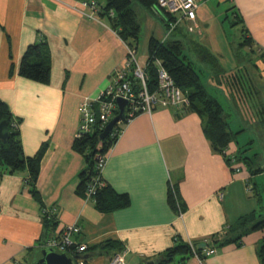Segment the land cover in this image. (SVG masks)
I'll return each mask as SVG.
<instances>
[{"label":"crops","instance_id":"obj_1","mask_svg":"<svg viewBox=\"0 0 264 264\" xmlns=\"http://www.w3.org/2000/svg\"><path fill=\"white\" fill-rule=\"evenodd\" d=\"M220 1L234 7L242 21L251 43L246 49L254 56L253 83H262L264 0ZM83 11L76 0H0V100L21 121L24 154L32 157L45 145L35 186L39 202L24 183L26 174L0 176V264L36 263L41 244L72 224L81 229L75 240L87 250L76 256L86 264H109L119 250L101 249L106 241L118 243L126 264H155L175 240L199 246L213 245L212 237L223 242L240 217L258 212L261 201L248 195V183L264 171L248 174L236 160L241 150L236 141L223 154L215 152L202 119L193 112L158 107L121 126L101 179L116 193L128 195L127 208L104 214L76 194L84 160L71 145L80 103L95 100L126 57V45L106 22L90 20ZM37 40L47 43L50 55L46 85L18 76L24 51ZM93 107L97 113L98 103ZM170 186L181 211L168 206ZM43 208L54 210L49 225L41 217ZM263 237L262 231L251 232L238 243L216 248L203 263L192 257L186 264H261L257 250Z\"/></svg>","mask_w":264,"mask_h":264},{"label":"trees","instance_id":"obj_2","mask_svg":"<svg viewBox=\"0 0 264 264\" xmlns=\"http://www.w3.org/2000/svg\"><path fill=\"white\" fill-rule=\"evenodd\" d=\"M79 2L91 3L94 2L97 7V14L104 19L108 27L116 36L130 49L135 51V43L137 42L140 26L136 19L135 11L132 8L133 0H76ZM136 3L148 10L159 14L166 22L172 21L173 17L165 15L158 8L157 0H135ZM227 1V0H225ZM199 4V3H198ZM233 11L234 21L232 25L242 24L234 7H230L229 11ZM1 28V25H0ZM242 41L239 46L249 48L250 38L246 36V30L242 26L241 29ZM260 58H264L260 55ZM209 61H211L209 59ZM160 66L163 68L174 81V84L188 99V106L181 109L188 112L196 113L203 121V133L209 141L212 149L215 152L223 154L228 145L235 141V137L242 131L232 132L226 117L223 113V108L217 100L211 98L204 85L200 81V77L193 68L192 62L186 55L183 54L182 41L166 40L158 41L150 38L148 42V55L144 65L146 75V89L151 94L157 88L156 70ZM13 70V65L10 66V74ZM51 71V60L47 43L44 40H37L29 45L24 51L19 68L18 76L33 81L39 84L46 85L49 83ZM218 72V70H215ZM216 84L224 86V94L232 105L236 107L242 106L252 110L261 118L259 121L264 124V105L258 97V92L254 87L253 79L246 70L238 72H218V75L213 77ZM222 79V81L220 80ZM133 89L136 93L141 90V85L138 80L129 78ZM215 84V82H214ZM127 110H125V119L123 122L116 124L110 133L100 139L104 127L99 121L92 125L88 133L76 136L72 142L71 149L76 154L82 156L84 167L77 174V183L75 192L78 196L86 200L85 193L91 183L98 182L94 190V194L89 199L94 208L101 213L107 214L115 210L127 208L130 205V199L126 194L116 193L109 185H105L101 179V172L97 169L99 157L105 156L111 147L117 142L118 134L122 130L121 126L128 123ZM137 116V115H136ZM135 116V117H136ZM20 119H16L10 112L9 107L0 100V124H5L7 128L6 135L0 138V176L3 174L13 175L16 173H24V183L29 189L31 196L39 199L38 191L36 190V181L39 174L40 161L45 151V145H42L38 152L28 157L24 154L20 139ZM246 149L240 150V154L236 155V160L244 164L248 174L255 176L264 171L261 167H252L253 158L245 157L243 154ZM255 156V155H253ZM230 163V159L225 160ZM244 162V163H243ZM255 189V185L251 188ZM253 197L259 202L261 195L258 192H253ZM167 203L172 211H181L182 208L178 204L176 194L170 186L167 194ZM45 209V208H43ZM42 209V210H43ZM260 214L253 211L247 215L240 217L235 225L230 226L227 230V235L230 236L223 242L212 237V248H219L227 243H238L239 240L247 234L254 231L264 232V220L260 219ZM44 225H49V221L42 218ZM233 237V238H232ZM117 242L106 241L101 245V249L115 248L122 251L118 247ZM201 245V244H200ZM207 246L206 244H203ZM202 248L199 244L185 243L178 240L174 241L172 247L161 253L155 260V264H186L187 261L198 256L201 263L205 258L202 255ZM116 253V254H117ZM260 263L264 264V237L257 250ZM115 255V254H114ZM113 255V256H114ZM87 262V261H85Z\"/></svg>","mask_w":264,"mask_h":264},{"label":"rangeland","instance_id":"obj_3","mask_svg":"<svg viewBox=\"0 0 264 264\" xmlns=\"http://www.w3.org/2000/svg\"><path fill=\"white\" fill-rule=\"evenodd\" d=\"M197 2L199 3V11H197L200 15L197 17L196 11V18L193 22H182L166 39V42L172 40L182 41L183 54L192 62L193 68L199 75L208 95L217 100L222 106L230 130L236 132L244 129L235 139L241 149H246L243 156L253 158L252 167L254 169L258 166L264 169V124L258 121L261 116H253V113L251 114L253 109L250 111L239 106L240 116L237 112L238 106H233L225 96L223 92L225 87L216 84L213 78L221 70L226 73H236L239 70L244 72L246 70L253 79L256 70L254 56L251 55L248 49L239 46L242 41V24L232 25L234 21L233 11H229L230 5L227 2L220 0H197ZM81 8L84 10L82 14L84 17H91L92 19H88L94 21L99 20L97 11L85 10L83 6ZM132 8L140 26L137 42L134 46V59L136 64L143 68L148 55L149 39L154 38L163 41L167 34V28L163 23L164 19L159 14L145 10L135 0L132 2ZM215 70H218V72ZM220 80L222 81V79ZM256 83H254V87L258 86L264 100V80L263 84ZM249 141L251 142L248 143ZM254 185L255 189L252 190L251 188ZM248 189L250 197L253 198V192H258L262 196L257 210L261 218H264V173L255 176L248 183Z\"/></svg>","mask_w":264,"mask_h":264},{"label":"built area","instance_id":"obj_4","mask_svg":"<svg viewBox=\"0 0 264 264\" xmlns=\"http://www.w3.org/2000/svg\"><path fill=\"white\" fill-rule=\"evenodd\" d=\"M85 10L97 11L94 2L86 3L79 2ZM157 5L160 11L165 15L173 17L172 21L166 22L167 34L163 40L169 38L178 26L184 21H194L196 18V11L199 4L197 0H157ZM83 14V12H82ZM92 19L91 17H88ZM135 51L126 46V57L124 64L116 69L111 76L109 85L100 92L95 100L84 98L79 106L80 123L76 136L88 133L92 125L99 121L104 127L115 116L117 107L115 101L123 99L127 102L126 109L128 122L140 113L151 114L156 108L173 107L176 109H183L187 107L188 99L177 88L174 81L169 74L160 66L156 70L157 75V88L153 93H149L146 89V75L144 67L138 66L134 59ZM132 77L138 80L141 85V90L136 93L133 89L132 83L129 78ZM99 104L98 112H95L93 107L94 103ZM122 130L119 132L121 134ZM106 156L99 157L97 169L101 172ZM98 182L91 183L85 193L86 200L89 201L94 194V190ZM42 218L50 221L55 217L54 210L43 209L41 211ZM81 229L77 224L66 225L61 228L58 234L54 237L46 239L42 244V248H47L55 251L56 253H64L68 257H75L87 250L86 245L79 244L75 237L79 235ZM202 255L204 257L212 256L216 253V249L207 245L202 248ZM201 263L198 256L195 255ZM75 264H86L85 260L77 259ZM109 264H126L124 261V253L121 251L115 254Z\"/></svg>","mask_w":264,"mask_h":264},{"label":"water","instance_id":"obj_5","mask_svg":"<svg viewBox=\"0 0 264 264\" xmlns=\"http://www.w3.org/2000/svg\"><path fill=\"white\" fill-rule=\"evenodd\" d=\"M117 112L115 116L107 123L104 127L103 133L100 136V139H104L113 127L123 122L125 119V109L127 106V102L123 99H117L115 101ZM7 133V128L5 124H0V138L2 139ZM204 245L201 244L199 248H203ZM41 258L34 264H75L77 259H81L80 257L76 256L73 258L68 257L64 253H56L55 251L47 248H43L41 251Z\"/></svg>","mask_w":264,"mask_h":264}]
</instances>
